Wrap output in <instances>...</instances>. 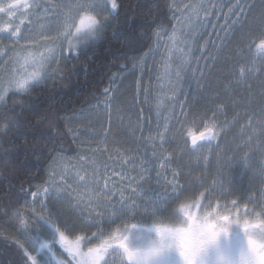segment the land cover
<instances>
[{
	"label": "snow or ice",
	"instance_id": "1",
	"mask_svg": "<svg viewBox=\"0 0 264 264\" xmlns=\"http://www.w3.org/2000/svg\"><path fill=\"white\" fill-rule=\"evenodd\" d=\"M235 7L240 8V12L237 13L230 9L231 15L236 16L237 19L232 21L231 26L225 23L224 28L228 29V32L238 27L242 28L240 18L244 11L243 7L239 3ZM169 8L173 11V19L180 24V29L173 26L170 31L166 32L161 29L155 32L153 34L156 41L155 46H150L143 56L136 57L131 69L135 71L140 68L141 72L136 81L137 93L133 97L134 102L138 96H143L139 104L147 105L150 111L155 112L159 122L155 135L136 137L138 130L144 131L139 122L146 119L143 107H138L137 124L129 128L128 134L138 143L151 145V156L139 160L122 157L125 165L131 163L133 170L135 171L138 167L139 172L137 176L129 177L130 183L125 188L115 192L108 187L107 181L103 185L100 184L98 169L94 164L90 176L81 175L76 166L72 168L61 166L60 173L50 172L49 180L36 185L35 191L21 187L20 194L23 199H28L29 192L31 195V203L28 205L31 220H26L24 213L19 209L13 211L12 215L19 221L20 229L31 248L29 252L24 244L17 241V245L26 257L25 264H48V261L44 260L39 253L44 249H47V253H52L57 245L63 249L62 255L68 257L61 261V264H102V262L109 264V260L105 257L109 255L110 249L120 256L121 264H148L151 256L163 255V245L158 249L149 250L129 246L127 233L131 228L136 227L134 224L124 225L122 230L117 229L97 246L89 247L86 252L82 248V245L90 242L91 237L103 235L102 225L106 220L116 217L118 213L126 209H135L137 197L140 195L138 186L141 182L153 178V174L154 178L163 185V189L176 194L177 199L199 181V186L203 187L204 191L199 194L198 207L209 206L226 211L235 217L255 218L256 222L246 220L245 227L247 232L256 235L258 239L247 245L241 240L237 247L227 248L226 259L227 264H264V224L260 223V218L264 217V188L260 190L259 196H247L248 202L253 203L254 207L250 209L248 203H245L241 210L239 200L221 204L218 199H213L217 195L222 197L230 195L229 189L217 192L218 187L221 190L224 189L223 182L214 180L205 186L202 178L186 179L191 177L190 167L188 171L172 167L174 157L171 153L157 158L156 147L159 146L162 149L163 145L170 141L182 140L181 154L184 148H187L196 154L194 158L199 163L201 150L219 147V141L229 130L230 123L235 122V118L232 122L227 119L224 121L217 119L216 113L222 111V106L196 112L189 119L190 108L200 103L196 100L192 105L187 103L194 90L182 93L185 95V101L179 102V114H177L175 106L178 102L177 85L173 83V77L176 82H179L183 79L181 73L189 76L187 70L192 68L193 49L190 47L188 37L196 25H204L209 10L204 3H193L191 0L182 6L173 4ZM120 9L121 4L118 0H54V2L53 0H11L7 4L0 3V14L7 17V20L0 26V33L4 34L0 36V108H6L4 104L6 95L27 94L43 85L50 78L49 70L52 64L57 65V68L52 71L63 76L64 73L60 69L61 62L79 60L90 47L95 46L110 26L111 19L119 16ZM201 12L204 13L203 17L200 15ZM40 13L43 15L41 16ZM186 24L190 25L187 32L184 31ZM225 39H228L227 32ZM5 41H10V43L5 44ZM161 46L163 51H160ZM223 46L222 43L221 47ZM197 50L203 51V49ZM246 51L264 61V28L259 38L246 42ZM157 54L160 56V65L156 68L155 77L157 85L144 87V71L145 69L152 70L148 68L147 59L154 58ZM3 57H8V59L3 60ZM86 58L91 59V57ZM121 68L128 70V65H122ZM82 70L87 73L88 67L84 65ZM252 71L246 67H239L237 82L244 84ZM120 75L122 73H116L110 78V87L104 89L106 97L115 91L111 85L115 84ZM191 79L195 77L191 76ZM162 82H166V87ZM107 103L106 101V106ZM169 105H171L170 114L165 115L164 113L169 111ZM259 110L264 114V98L260 102ZM207 111H212V115L208 116ZM2 118L8 120L2 129L5 134L11 131H16L17 135L20 134L14 127L20 123L19 120L10 118L7 111L3 113ZM51 127L50 123L49 129ZM173 127L176 128L175 133L172 131ZM245 127H252L251 120L247 125L242 126V129ZM260 128L264 129V121L260 123ZM110 132L111 114L109 113V127L104 129L105 138ZM253 133L257 136L264 135V131L256 132L254 129ZM41 135L50 142H55V137L59 135V132H49L45 129L41 131ZM248 141H251V136L248 137ZM4 143H9V141L4 140ZM241 147L243 145H237L238 149ZM100 150L97 147L93 150V155ZM256 150H262L261 154L264 155V141L257 144ZM256 150L249 148L243 156H235L233 163H239L246 171H251V162L254 160ZM3 155L9 158L7 151ZM203 158L207 159V157ZM79 160V167L83 168L92 161V157L88 156L86 159L81 156ZM53 163L56 161L54 160ZM65 172L73 173L75 188L67 183L63 175ZM167 172L171 173V179H168ZM222 174L219 170L217 171L218 176ZM57 175H60L59 180L56 179ZM260 179L264 183V164H261ZM182 180L185 182L182 183ZM81 185L84 191H81ZM126 189H131L130 193L126 194ZM249 191H251V185ZM69 210L75 215L76 220L68 216ZM93 226L97 227V232H91L90 236L76 234L78 229L90 232ZM33 230L37 233L42 232L46 239L38 241L32 235ZM66 233L73 234L75 238L70 239ZM32 252L37 255H33Z\"/></svg>",
	"mask_w": 264,
	"mask_h": 264
},
{
	"label": "trees",
	"instance_id": "2",
	"mask_svg": "<svg viewBox=\"0 0 264 264\" xmlns=\"http://www.w3.org/2000/svg\"><path fill=\"white\" fill-rule=\"evenodd\" d=\"M252 1L254 3L251 8L247 9V15L241 19L242 28L235 29L226 43V46H229L230 55L234 56L235 49L239 47L240 55L244 54L247 57L245 59L239 57L237 60L235 58L233 60H219L215 68L219 70L220 67L224 66L228 68V72L218 78L211 76V73L206 80V83L209 84L207 89L210 90L208 96L204 100L198 98L196 101L200 103L190 108L191 114H195L222 106V111L216 113L219 121L225 119L233 121L235 118L236 123L233 127L229 126V130L223 138L225 140L227 137H231L234 132L237 137H240L235 142L237 145H245V147H241L240 151H237L239 155L245 154L244 151L249 147L253 149L258 143L256 138L253 140L255 136L253 129L259 132L264 131L259 125L264 121V114L259 110L260 102L264 98V69H262L264 61L257 60L255 62L259 63L256 64L257 72L254 71L251 76L247 77L246 85L235 84L239 67L243 65L247 67L249 64L247 62L251 61V54L246 51V42L259 38L262 28H264V0ZM167 2L168 0H118V3L121 4L119 16L111 19V24L105 30L104 36L95 46L90 47L81 55L79 60L61 62L60 69L64 73L63 76L56 74L27 94L7 95L5 97L6 108H0V264H25L26 257L23 250L17 245V241L24 244L31 252L29 242L25 240L20 229L19 221L12 215L13 211L19 209L24 213L26 220H31V213L28 208L31 195L29 192L28 199H23L20 194L21 187L25 190L35 191L36 185L43 184L50 178L49 173L54 169V160L64 157L72 160L84 142H92H81L80 140L84 139V135L88 137L92 131L99 136L98 139H105L103 137L104 129L109 127L105 123L106 118L100 115L103 113L100 112L99 114L96 109L99 119L100 116L104 117L99 122L95 119L96 116L92 110L93 108H101L102 104L108 100V97L104 95V89L110 87V78L113 74L122 73L117 77L115 84L111 86L115 89L119 85L118 90L120 88L125 89L124 101L121 100L122 111L118 113L117 106H114V114L122 115L119 117L120 119H125L126 115L131 116L133 125L137 123L139 104H137V99L134 102L133 97L136 95V78L139 72L131 70L132 63L134 58L142 56L153 45L155 32L161 29L166 30V32L171 30L174 19ZM239 41H242L240 45H236ZM86 57H91V59ZM125 64L128 65V70L121 68ZM84 65L88 67L87 73L82 70ZM219 78L222 80L226 78L227 81L231 78L228 92L223 89ZM194 100L189 105H192ZM235 110L237 114H234ZM5 111L10 118L19 120L20 123L14 126L19 131V135L16 134V131L7 134L2 131L8 123V120L2 118ZM207 115L211 116L212 111H207ZM147 117L149 120L144 122L150 130L151 118ZM249 120L252 122V127L242 129V126L247 125ZM50 123L52 127L49 129ZM129 125L132 127L131 123ZM111 126V132L108 133L107 137L121 140L120 143L125 147L136 145V141L128 134L127 129L124 131L116 124H111ZM45 129L49 132H59V135L55 137V142H50L41 135V131ZM145 132L148 131L139 133V135ZM249 136H251L252 142L245 144ZM4 140H8L9 143H4ZM164 145L166 153L173 152L174 157H178V147L183 146V141H170ZM85 148L88 150L95 149L89 145ZM184 149L186 152L189 151L187 148ZM6 151L9 153V158H5L3 155ZM216 170L214 165L206 171L204 168L198 167L195 176L208 175V178L204 180V185L207 186L216 176L214 175ZM259 183V181H255L251 191L243 187L237 191L232 190L234 193H230L223 199L216 196L213 199H218L221 204L231 200H239L241 210H243L245 203H248V207L251 209L254 205L248 202L247 196H259L262 189V185ZM196 189L198 190L196 192L204 191L203 187ZM186 193L187 191L182 193L181 197L189 198ZM196 198H199V194ZM163 212L165 216L169 215L165 211ZM70 214L71 212L68 211V215ZM143 215L145 216V214ZM143 223H131L130 225ZM145 223L150 224L151 221L146 219ZM112 224L113 222L109 225ZM133 232H135L134 229ZM87 233L90 234L91 232ZM87 233L85 234L87 235ZM32 235L38 241L46 239L42 232L37 233L33 230ZM32 254L37 255L34 252ZM39 255L42 256L41 252Z\"/></svg>",
	"mask_w": 264,
	"mask_h": 264
},
{
	"label": "rangeland",
	"instance_id": "3",
	"mask_svg": "<svg viewBox=\"0 0 264 264\" xmlns=\"http://www.w3.org/2000/svg\"><path fill=\"white\" fill-rule=\"evenodd\" d=\"M9 0H0V3L7 4ZM249 0H191L193 3H204L209 10V15L207 17V20L205 21L203 26L196 25L194 29L191 31V35L188 37L190 41V47L193 49V61H192V68L188 69L189 76H185L184 73H181V76L183 79L179 82H176L174 77H173V83H176L177 85V97H178V102L176 103V110L177 114H179V107L180 104L179 102H184L185 101V95L182 93L188 92L190 90H194L193 95L188 98L187 103L190 104L192 100H197L198 98L200 100H204L205 97L208 96V93L210 92L208 88V85L206 83L207 78L211 74V76H217L218 78L220 75L228 72L227 67H220L219 70L216 67V64L219 62V60L223 59H238L239 57H242V59H245L247 56H244V54L240 55L238 52L240 50L239 47H237L234 51V56L230 55L231 52L228 50L229 46H226L227 41L229 40L231 34L233 31L228 32V29L224 28L225 23L229 26H231L232 21L236 20L237 17L234 15H231L230 9L234 12H240V8L235 7L237 3H239L243 7V14L240 18V23L242 22L241 19L244 18V16L247 15V9L251 8L253 5V1H250V4H248ZM54 2V0H53ZM189 0H168V6L170 5H178L182 6L185 3H188ZM215 5V7H213ZM171 11V16L173 17V11ZM42 16L43 14L40 13ZM200 15L203 17L204 13L201 12ZM7 20V17L3 16L0 14V26H2L3 22ZM17 22H19L17 20ZM35 22V21H34ZM241 25V24H240ZM173 26H176L177 29H180V24L177 23V20L174 19L173 21ZM172 26V27H173ZM190 25H185L184 31L187 32L188 28ZM224 28V30H222ZM239 28V27H238ZM236 28V29H238ZM226 32L228 33V39H225ZM4 35L3 33H0V36ZM165 39L167 38L166 35L164 37ZM193 38L195 40L193 41ZM242 41H239L236 43V45H240ZM5 44L10 43V41H5ZM23 43V42H21ZM155 37H154V43L152 46H155ZM223 43V47H221V44ZM197 49H203V51L197 50ZM160 51H163V47L161 46ZM240 55V56H239ZM143 56V55H142ZM140 57V56H139ZM8 57H3V60H7ZM251 61L247 62L248 64V69H252V73L254 71L257 72V67L255 63L257 60L259 61L260 59L256 57L254 54H251ZM135 61V58H134ZM262 61V60H260ZM147 64L148 68L152 69L151 71L145 69L144 75H143V86L147 87L149 85L155 87L157 85V80H156V68L159 67L160 65V56L157 54L154 58L149 57L147 59ZM259 64V63H258ZM257 64V65H258ZM241 67H244L241 66ZM246 67V68H247ZM57 65L54 63L51 66V69L49 70V75L50 77H54L57 73L52 71L53 69H56ZM61 68V67H60ZM139 73H137V79L140 77L141 72L140 68L136 69ZM238 72V71H237ZM250 74L249 76H251ZM191 76H194L195 79H191ZM210 76V77H211ZM264 77V76H263ZM237 78V76H236ZM222 86L223 89L226 90V92L229 91V85L231 84V78L227 81L225 79L222 80ZM248 80H246L247 82ZM246 82L243 85H246ZM125 83V82H124ZM165 87H166V82H162ZM236 82L235 84H237ZM131 85V83H130ZM122 87V86H121ZM118 87H115V91L110 93L107 100V106H106V101L102 104L103 106L101 108H93L92 112L95 113V119L102 121L103 118L100 116L99 119V114L102 112L103 114H100L102 116H105L106 120L105 123L109 126V113L111 114V124H116L117 126L121 127L124 131L127 129L129 133L130 125L129 123L132 124V127H135L133 125V118L131 116L126 115L125 119H120L119 117H122L120 114H114V106H117L118 113L119 111H122V102L121 100L124 101V93L125 89L122 90L121 88L118 90ZM135 93H137V83L135 87ZM207 90H206V89ZM122 93L123 95H121ZM7 96V95H6ZM233 97V96H232ZM119 99V100H118ZM143 99V96H138L137 97V104H139V101ZM116 101V103H115ZM115 104V105H114ZM139 107H143L144 109V117L146 119L141 120L140 126L145 132L141 135L147 137L148 135H155L156 132V126L157 123L159 122V118L156 116L155 112L150 111L149 107L147 105H138ZM99 111V114L97 110ZM171 110V105H169V111L165 112V115H169ZM192 112H190L189 119L192 118ZM237 114V111H234V114ZM239 113V112H238ZM138 114V112H137ZM149 116L151 118L150 121V130L149 126L145 125L144 121L149 120L147 117ZM238 116V115H237ZM127 122V123H125ZM232 122V121H229ZM236 122L230 123L229 126H232ZM258 124V123H257ZM260 125V124H259ZM112 127V126H111ZM143 131V132H144ZM176 128L173 127V133H175ZM153 132V133H152ZM259 132V131H256ZM139 133H142L141 131L136 132V137H139ZM99 136L95 135L92 131L88 134V137L86 135L83 136L84 139H81V142L84 141H92L90 143L84 142L82 144V147H80L79 152L74 155L73 159H68L67 157L60 158L55 160L56 163L54 165V169L51 170V172L55 171L57 173H60V168L61 166H66L68 168H72L73 166H76L77 170H80L81 175H92L93 168L92 165H95V168L98 169V175L100 177V184L103 185L105 181L108 183V187L111 188L114 192L117 191L118 189L125 188L126 185L130 183L129 177H135L138 175L139 168L134 171L133 166L131 163H128L125 165L124 161L122 160V157H127L129 159H144L145 157H150L151 156V151H152V146L149 144H144V143H138L137 140L132 137L133 140H135L136 145L131 146V147H125L123 146L122 143H120L121 140L113 139L112 137H106L105 134L103 137L105 138L104 140L98 139ZM225 138V137H224ZM221 140L219 142V147L217 148H206L202 149L200 153V160L199 163L195 160V153L193 152H186L185 149L183 150V153L181 154V148L182 145H180L179 151L177 152L178 157H174V153L172 152V156L174 157L172 161V167L174 168H181L183 171H188L190 167L191 171V177L186 178V179H191V180H196V178H202L203 184L204 180L208 178V175L203 176V177H196L195 176V171L198 167L204 168V170H208L210 167L214 165V167L217 168V170L214 172V178L212 181L209 183L211 184L214 180L215 181H220L225 184L224 189H220L219 187L217 188V192L220 191H227L229 189L230 193L232 190L237 191L242 189L243 187H246L247 190L250 189V185L252 188V184L254 185L255 181H259L262 185V188H264V183L261 182L260 179V173H261V164H264V155H262V150H256L257 149V144L261 141H264V135L257 136L255 135L253 140L255 138L258 140V143L253 147L255 151V156L254 160L251 162L252 163V169L251 171H246L239 163H233V159L235 156H243L244 153H241L240 155L237 154V151H240V148H237V144L235 142L236 139H239L240 137L233 133L231 137H227L225 140ZM251 143L252 141H248ZM157 144L159 142L157 141ZM93 147L97 149H101L100 151H96L95 154L93 155V150H88L85 147ZM164 146L161 149L159 146L156 147V153H157V158H160L162 155H166L169 153H166L164 150ZM253 146V145H251ZM245 147V145H243ZM85 148V149H84ZM250 148V147H249ZM249 148H247L245 153L249 151ZM94 149V150H95ZM147 149V151H146ZM84 156L86 159L88 156L92 157V161L88 163L83 168H80V160L79 157ZM203 157H207L205 160ZM53 168V167H52ZM222 172L223 174L218 176L217 171ZM207 173V172H206ZM208 174V173H207ZM63 175L66 178V181L69 185H71L73 188L76 187V184L74 183L73 180V173L70 172H65ZM166 175L168 176V179H171V173L167 172ZM56 179H60V175L56 176ZM49 180V179H48ZM185 182V180H182V183ZM259 183V184H260ZM46 186V185H45ZM81 191H84L83 186L81 185ZM192 189L187 191L186 195H188L189 198H196L200 192L196 188H201L199 186V181L197 183L193 184ZM138 190L140 195L137 197L136 200V206L134 210H124L120 213L117 214L116 217L106 220L105 223L108 224H103V235H99L96 237H91L90 242L87 245H82L83 250L86 252L89 247H95L103 240L108 238L112 233H114L117 229H123L124 225H130L131 223H141L144 222L141 225L136 224L135 228H131V230L128 233V243L130 247L133 248H139L143 249L147 247L155 238L153 232L150 229V224L145 223V220L147 219L148 221H152L156 215L160 216H165L163 211L167 214H171V208L172 205L176 202L177 197L176 194L171 193L169 191H165L163 189V185L160 184L155 178L153 174V178H150L144 182H141V184L138 186ZM246 190V191H247ZM131 189H126V194L130 193ZM182 194L180 195L179 198L181 197ZM219 199H223L224 197L217 195L216 196ZM178 198V199H179ZM31 203V199L28 201ZM28 203V204H30ZM38 206V202H37ZM165 209V210H163ZM69 212H71L69 210ZM156 213V214H154ZM145 214V216L143 215ZM151 214V215H149ZM168 215V216H169ZM72 220H74L75 215L70 214L68 215ZM115 222L112 225H109L111 222ZM80 223V222H79ZM109 225V226H107ZM138 225V226H137ZM133 229L135 232H133ZM63 230V229H62ZM90 232H97V227L93 226L91 227ZM79 233V234H78ZM87 233L85 230L78 229L77 233L78 235H86ZM66 235H69L70 239H74L75 236L70 233H66ZM87 235H91L87 233ZM241 242V234L239 229H233L228 237H226L223 240V247L225 249L227 248H235L239 245ZM63 249L60 248L59 245L53 250L52 253H47V249H44L41 251L42 258L46 261H48V264H61V261L68 259L66 255H62ZM47 253V254H46ZM107 260H109V264H121V258L120 256L112 252L111 249L109 250V255L105 257ZM164 256L159 258L156 263L157 264H178L177 258L173 263H164L162 262ZM103 264V262H102Z\"/></svg>",
	"mask_w": 264,
	"mask_h": 264
},
{
	"label": "clouds",
	"instance_id": "4",
	"mask_svg": "<svg viewBox=\"0 0 264 264\" xmlns=\"http://www.w3.org/2000/svg\"><path fill=\"white\" fill-rule=\"evenodd\" d=\"M199 198H179L172 205L169 216L156 215L150 223L153 241L144 250L160 248L163 255L151 256L148 264L164 255L173 254L178 264H227L223 240L231 231L239 229L241 240L247 245L258 239L247 232L245 221L256 222L253 217H235L226 211L199 206ZM264 224V217L260 218ZM133 248V247H132Z\"/></svg>",
	"mask_w": 264,
	"mask_h": 264
},
{
	"label": "flooded vegetation",
	"instance_id": "5",
	"mask_svg": "<svg viewBox=\"0 0 264 264\" xmlns=\"http://www.w3.org/2000/svg\"><path fill=\"white\" fill-rule=\"evenodd\" d=\"M10 2H11V0L8 1V3H10ZM114 223L115 222L113 221V224ZM175 259H176V256L175 255H173V254H167V255H164V258H163L162 262H164V263H173L175 261Z\"/></svg>",
	"mask_w": 264,
	"mask_h": 264
}]
</instances>
